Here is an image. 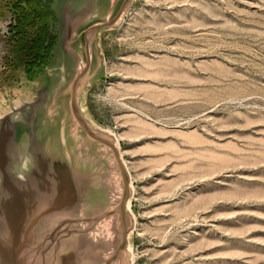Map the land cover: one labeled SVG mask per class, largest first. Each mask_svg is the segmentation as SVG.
Listing matches in <instances>:
<instances>
[{"label":"rangeland","instance_id":"rangeland-1","mask_svg":"<svg viewBox=\"0 0 264 264\" xmlns=\"http://www.w3.org/2000/svg\"><path fill=\"white\" fill-rule=\"evenodd\" d=\"M13 20L0 0V98ZM99 35L83 103L130 171L133 264H264V0H133Z\"/></svg>","mask_w":264,"mask_h":264},{"label":"water","instance_id":"water-1","mask_svg":"<svg viewBox=\"0 0 264 264\" xmlns=\"http://www.w3.org/2000/svg\"><path fill=\"white\" fill-rule=\"evenodd\" d=\"M132 1L49 0L47 62L0 98V264H133L130 171L83 103Z\"/></svg>","mask_w":264,"mask_h":264},{"label":"trees","instance_id":"trees-1","mask_svg":"<svg viewBox=\"0 0 264 264\" xmlns=\"http://www.w3.org/2000/svg\"><path fill=\"white\" fill-rule=\"evenodd\" d=\"M14 20L10 23L12 69L21 65L28 75L41 69L55 39L50 19L54 17L49 2L41 6L34 0H6Z\"/></svg>","mask_w":264,"mask_h":264},{"label":"flooded vegetation","instance_id":"flooded-vegetation-1","mask_svg":"<svg viewBox=\"0 0 264 264\" xmlns=\"http://www.w3.org/2000/svg\"><path fill=\"white\" fill-rule=\"evenodd\" d=\"M37 1L41 6L45 5L46 2H49V0H34Z\"/></svg>","mask_w":264,"mask_h":264}]
</instances>
